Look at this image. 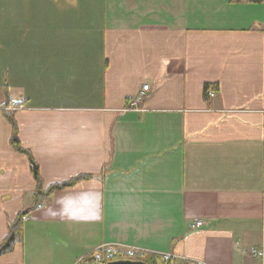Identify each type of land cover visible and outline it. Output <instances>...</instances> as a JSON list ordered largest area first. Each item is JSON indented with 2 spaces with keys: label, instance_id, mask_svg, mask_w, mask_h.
<instances>
[{
  "label": "crops",
  "instance_id": "1",
  "mask_svg": "<svg viewBox=\"0 0 264 264\" xmlns=\"http://www.w3.org/2000/svg\"><path fill=\"white\" fill-rule=\"evenodd\" d=\"M39 7L0 0V243L27 215L0 264H76L103 245L262 264L264 0ZM33 160L43 191L83 176L41 194Z\"/></svg>",
  "mask_w": 264,
  "mask_h": 264
},
{
  "label": "trees",
  "instance_id": "2",
  "mask_svg": "<svg viewBox=\"0 0 264 264\" xmlns=\"http://www.w3.org/2000/svg\"><path fill=\"white\" fill-rule=\"evenodd\" d=\"M254 2H261L263 0H251ZM210 87L209 84L205 85V91L208 90ZM7 116L8 120L11 122L13 126V133H12V138L11 142L14 146L20 147L19 139H18V133H17V127L14 118L12 115L5 113ZM33 172L34 176L38 182V192L41 194H50L52 191L58 188H63L69 185L74 184L77 180H79L80 177H76L74 179H71L67 182L63 183H57V184H52L50 185L46 190H42V181L38 173V165L35 163L33 160ZM26 214V212H20V214L16 217V219L10 224L8 233L6 237L2 240L0 243V256L4 254H8L12 252L14 249L15 245L22 240V231H23V219L22 216ZM117 259H120L119 257H116ZM133 259H141L144 260L148 264H173V261L171 259H165L164 257L160 256H155L153 254H145L143 256H135Z\"/></svg>",
  "mask_w": 264,
  "mask_h": 264
},
{
  "label": "built area",
  "instance_id": "3",
  "mask_svg": "<svg viewBox=\"0 0 264 264\" xmlns=\"http://www.w3.org/2000/svg\"><path fill=\"white\" fill-rule=\"evenodd\" d=\"M150 91V85L148 83L143 84L142 88L136 92L132 97L129 98L128 104H127V109H140V104L142 101L147 97L148 93ZM211 95H214V92H210ZM23 107L21 104H13L9 106L10 110L18 109ZM43 204L39 203L37 205V208H42ZM23 220L27 219V215L22 216ZM203 225V221L201 219H197L195 221L194 227H200ZM118 251L110 245H103L100 246L98 249H96L92 254L86 255L82 257L76 264H105L108 261L115 260L117 259L115 256L117 255ZM128 255L127 258L133 259V257L140 255L141 253L138 252L137 250L129 249L124 251ZM140 253V254H139ZM250 254L258 258L262 264H264V236H263V242L262 245L259 248H251ZM165 259H170L169 256H166ZM179 264H199L198 262L195 261H190V260H184L183 262Z\"/></svg>",
  "mask_w": 264,
  "mask_h": 264
},
{
  "label": "rangeland",
  "instance_id": "4",
  "mask_svg": "<svg viewBox=\"0 0 264 264\" xmlns=\"http://www.w3.org/2000/svg\"><path fill=\"white\" fill-rule=\"evenodd\" d=\"M2 1H9V0H2ZM17 1H26V2H30V5L32 6L33 10L37 9V8H40L39 5L42 1H45V0H17ZM7 13H8V9L6 10ZM125 250H121V252H117L116 256L115 257H119V258H127L128 254L126 252H124ZM139 256V255H137Z\"/></svg>",
  "mask_w": 264,
  "mask_h": 264
},
{
  "label": "water",
  "instance_id": "5",
  "mask_svg": "<svg viewBox=\"0 0 264 264\" xmlns=\"http://www.w3.org/2000/svg\"><path fill=\"white\" fill-rule=\"evenodd\" d=\"M105 264H148L141 259L120 258L106 262Z\"/></svg>",
  "mask_w": 264,
  "mask_h": 264
}]
</instances>
